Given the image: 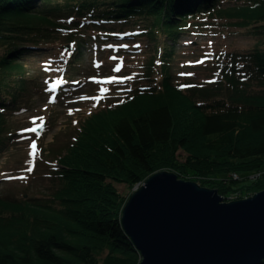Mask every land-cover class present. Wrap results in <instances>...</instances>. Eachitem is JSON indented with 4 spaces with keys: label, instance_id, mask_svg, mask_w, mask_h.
Masks as SVG:
<instances>
[{
    "label": "trees",
    "instance_id": "1",
    "mask_svg": "<svg viewBox=\"0 0 264 264\" xmlns=\"http://www.w3.org/2000/svg\"><path fill=\"white\" fill-rule=\"evenodd\" d=\"M215 19L248 30L255 46L245 57L211 60V80L178 81L174 45ZM113 26L154 44L148 85L71 120L70 141L48 151L57 164L38 195H0V264H139L121 221L130 195L115 183L132 190L167 170L224 201L264 189V172L247 177L264 164V0H0V145L14 134L7 109L28 83L23 54L61 39L79 56L90 40L82 33ZM156 58L161 79L153 84Z\"/></svg>",
    "mask_w": 264,
    "mask_h": 264
},
{
    "label": "rangeland",
    "instance_id": "2",
    "mask_svg": "<svg viewBox=\"0 0 264 264\" xmlns=\"http://www.w3.org/2000/svg\"><path fill=\"white\" fill-rule=\"evenodd\" d=\"M203 22L204 24L194 28L191 34L187 32L180 36L174 45L170 72L174 78L178 77L180 82L184 81L182 74H189V78L201 81L213 79L215 75L211 60L215 61L214 56L235 53L245 57L257 42V38L251 36L246 29L224 27L223 25L227 23L225 20ZM111 34L95 29L82 33L87 39L91 38V42L87 40L83 48L79 49V56L77 54L71 59L72 64L68 67L67 78L70 81L69 85L74 80V87L68 92L58 94L50 102L42 91L43 80L45 78L52 80L60 74L58 70L64 65L63 60H68L74 55V46L56 39L48 41L44 46L40 44L39 48L42 49L33 47V52L23 54L22 61L28 70L26 74L28 83L25 92L18 97V105L23 106L22 112L8 113L14 134H10L11 138L5 139L0 145V195L20 198L22 195L23 197L38 195L46 185L47 170L56 163L55 156L48 154V151L51 148L58 150L67 145L70 141L69 136L74 131L73 125L108 100L122 99L124 95L117 93L116 88L136 89V86L148 85L143 78L146 72L144 70L149 69L146 66H150L149 60L155 52L154 44L146 36H141L139 39L143 38L142 46L140 52H136L131 48L132 43L130 49H125L123 44H129L123 41L126 37L120 41L110 40L114 38L113 36L102 38V35ZM95 35H99L98 40L102 38L109 41L102 42L101 39L97 46H94L92 40L97 39ZM67 45L72 48L67 49L65 47ZM156 61H160L159 58H156ZM160 68L159 62H156V68H152L154 82L161 79L158 75ZM116 76L123 77L124 81L115 82ZM108 80L110 82H107ZM88 91L90 94L98 95L110 91V98L101 102L91 99L79 104L77 101L79 96L87 94ZM69 109H72L71 113ZM40 117H43V120L48 118L51 123L50 125L47 123L44 135L43 133L38 135L31 130L33 126L43 121L39 119ZM71 120L75 123L70 122ZM33 142L37 146L35 151L31 147ZM179 155L182 159L185 154L179 152ZM259 172H264V164ZM115 186L125 196L138 189V186H135L130 190L126 184L120 183H115ZM252 195L248 194L239 199H246ZM239 196L240 194L233 193L229 195L227 202L238 200Z\"/></svg>",
    "mask_w": 264,
    "mask_h": 264
},
{
    "label": "water",
    "instance_id": "3",
    "mask_svg": "<svg viewBox=\"0 0 264 264\" xmlns=\"http://www.w3.org/2000/svg\"><path fill=\"white\" fill-rule=\"evenodd\" d=\"M139 264H259L264 189L224 201L216 189L159 171L130 194L121 216Z\"/></svg>",
    "mask_w": 264,
    "mask_h": 264
},
{
    "label": "clouds",
    "instance_id": "4",
    "mask_svg": "<svg viewBox=\"0 0 264 264\" xmlns=\"http://www.w3.org/2000/svg\"><path fill=\"white\" fill-rule=\"evenodd\" d=\"M233 174H237L238 175V178H234L232 175ZM256 175H258V176H256ZM261 175V173L258 171V172H254V173H251V174H249V175H247V177H248V179H251V180H256L259 176ZM252 176H255V177H252ZM230 178H232V179H235V180H238V179H241L242 178V176H240L238 173H236V172H233V173H231L230 174ZM139 253V252H138ZM140 255V254H139ZM141 256V255H140Z\"/></svg>",
    "mask_w": 264,
    "mask_h": 264
},
{
    "label": "snow or ice",
    "instance_id": "5",
    "mask_svg": "<svg viewBox=\"0 0 264 264\" xmlns=\"http://www.w3.org/2000/svg\"><path fill=\"white\" fill-rule=\"evenodd\" d=\"M72 109H69V112L71 113ZM39 119L43 120V117H40ZM41 127H43V125H41ZM32 131H36V129H31ZM32 149L35 151L36 149V145L35 142L32 143L31 145ZM30 170V169H29Z\"/></svg>",
    "mask_w": 264,
    "mask_h": 264
},
{
    "label": "built area",
    "instance_id": "6",
    "mask_svg": "<svg viewBox=\"0 0 264 264\" xmlns=\"http://www.w3.org/2000/svg\"><path fill=\"white\" fill-rule=\"evenodd\" d=\"M232 176H233L235 179L238 178V175H237V174H233ZM256 176H258V175H256ZM252 177H255V176H252Z\"/></svg>",
    "mask_w": 264,
    "mask_h": 264
}]
</instances>
